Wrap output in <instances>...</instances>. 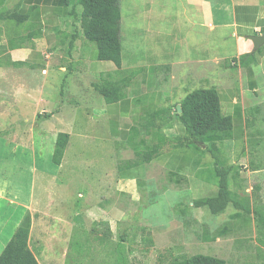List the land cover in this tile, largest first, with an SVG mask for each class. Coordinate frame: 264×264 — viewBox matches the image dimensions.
Wrapping results in <instances>:
<instances>
[{"label": "crops", "instance_id": "1", "mask_svg": "<svg viewBox=\"0 0 264 264\" xmlns=\"http://www.w3.org/2000/svg\"><path fill=\"white\" fill-rule=\"evenodd\" d=\"M65 1L0 0V69L8 71L10 86L13 82L11 89L0 92L1 106H4V101L9 104L4 112L0 107L3 113L0 115L5 114L6 117L4 123H0V139L13 146V152L22 147L25 152L26 147L31 145L35 155L33 134L28 139H23L16 132L29 123L26 113L23 112L29 98H35L40 104H51L44 97V78L52 72L51 68L58 67L73 76L83 74V81L92 89L84 90L80 94L82 102L73 99L66 102L60 100L56 108L36 109L33 112L30 131L40 127L36 138L41 148H45V145L51 147L48 149L51 154L60 132L54 126L46 125L45 121H55L56 124L64 126V131L61 132L69 135L68 147L73 138L72 127L79 121L75 116L82 110L83 120L90 123V129L87 135L81 134L79 138L92 139L102 128L107 131L105 136L108 135L107 140L114 148L113 153L117 160H121L118 161L116 172L126 169L123 172L128 174L126 185L130 188L138 186V177L154 178L156 172H160L165 181L173 173L180 180L191 177L215 188L213 160L203 151L204 145H196L201 150L165 146L149 163L129 165L135 158L134 151L151 145L154 138L183 135L184 127L174 115V110L177 111V106H180L189 93L199 89H212L220 100L222 113L229 116L233 123L230 139L220 145L225 156L223 159L228 166H233L234 172H239L246 179V170L242 174L236 163L244 157V146L247 150L244 154L250 158L262 154L260 142L257 143L252 138L264 137L262 125L252 124L251 118V121L248 120L250 116L264 114V44L255 48L251 40L252 37L264 34V0H174L180 3L175 16L183 26L167 30V37L163 42L160 38H150L148 32L149 45L153 44L149 49L154 56L144 64L139 61L123 63L121 55L120 69L111 62L98 60L96 45L83 35L80 24L82 6L76 4L75 16H72L69 15L71 4L78 0H69V5H65ZM171 3L172 0H165V7ZM119 5L122 45V0ZM150 6L151 3L149 8L145 4L142 12H148ZM131 15L132 18L139 19L141 14L139 9L132 6ZM167 16L168 12L165 10L164 18ZM142 31L135 27L128 43L136 44L140 40L144 42ZM153 33V37H156L157 33ZM72 35H75V40L68 55L67 47ZM106 79L117 83L120 89L122 96L116 102L106 103L93 88V84ZM38 87L40 90L36 96L28 95ZM63 97L65 95L61 98ZM160 108H166L170 112H166L165 117L155 121L153 125L143 126L144 118ZM168 115H171V120ZM226 143L231 151L224 150ZM231 159L233 162H230ZM247 162L250 164L251 173L264 171L261 160L258 164L253 163L252 159ZM61 165L62 162L57 167L60 168ZM31 167L28 196L19 201L17 196L20 190L13 188L14 199L1 195L0 199L8 201L23 213L16 219L15 215L6 219H11L14 224L11 236L25 216L29 215L31 218L35 214L31 218L29 234V246L32 249L31 238L36 218L41 221L38 226L42 228L47 227L53 220L59 223L64 219L61 220L63 215L56 212L53 217L50 215L52 200L49 196L42 204L33 194L37 180H47V183L50 180L55 181L57 170L50 172L37 170L34 165ZM188 173L190 174L187 175ZM259 189L256 186L255 192L250 196L261 198L258 195ZM50 232L37 230L39 238ZM11 236L5 240L0 236V254ZM37 243L41 246L40 241ZM32 251L38 260L40 247ZM260 253L264 254V248L261 247Z\"/></svg>", "mask_w": 264, "mask_h": 264}, {"label": "rangeland", "instance_id": "2", "mask_svg": "<svg viewBox=\"0 0 264 264\" xmlns=\"http://www.w3.org/2000/svg\"><path fill=\"white\" fill-rule=\"evenodd\" d=\"M150 3V10L143 13L141 10L143 6L148 4L149 8ZM179 5L180 3L174 0L170 6L166 4V7L165 0H122L123 63L139 61L145 64L154 56L149 49L153 46L149 45V36L160 38L163 42L167 37V30L183 26L175 16ZM132 6L139 9L141 14L139 19L132 18ZM165 10L168 12L166 18ZM135 27L143 30L144 42L139 38L140 42L136 44L128 43V38L132 36ZM154 31L157 33L156 37H153ZM191 57L189 54V58ZM51 71L44 78V97L52 105L46 102L40 104L35 98H29L25 109L23 108L29 123L27 126H21V131L16 132L20 133L23 139H28L33 134L35 155L31 145L26 147L25 152L23 147L13 152V146L0 139L2 197L14 199L13 188L20 190L17 196L19 201L28 196L32 165L37 170L50 172L57 170L55 181L50 180V183H47V180L38 179L33 188L34 192L32 191L34 198H38L42 204L49 196L52 200L50 215L53 217L57 213L63 215L61 220L64 219L59 223L53 220L45 228L38 226L41 222L38 218L34 220L31 246L33 250L40 247L37 256L39 264H171L174 259L196 254L217 257L223 259L226 264H263L264 254L257 251L255 227L251 219L249 224L230 220L229 215L233 213L230 208L215 217L205 209L191 207V201L213 196L216 187L191 177L185 181L181 180L180 186H175L166 182L165 178L160 176V172H156L154 178L138 177L136 180L138 186L131 188L127 186L128 174L123 172L126 169L116 172L121 160H117L113 153L114 148L107 140L108 135L105 136L107 131L102 128L95 138L86 140L79 138L81 134L87 135L90 129V123L83 120L82 110L75 116L79 121L72 127L73 138L64 153L62 165L60 168L55 166L52 163V154L48 150L51 147L45 145V148H41L36 138L40 127L30 131L33 112L36 109L56 108L60 100L66 102L73 99L82 102L80 94L92 88L83 81V74L73 76L72 73L61 71L58 67L51 68ZM7 75V70L0 69V92L8 91L13 85L11 82L10 86ZM39 88H35L28 95L36 96ZM64 95V99L61 98ZM6 106L9 107V104L4 101L3 107L0 104L1 110L6 109ZM4 115H0V123H4L6 119ZM248 120L252 124H261L264 135V114L250 116ZM45 123L54 126L59 132L64 131V126L56 124L55 121ZM252 139L260 142L262 154L250 158L244 154L247 152L244 146V157L239 159L236 165L241 173L246 170V179L238 185L231 183L230 188L240 194L251 195L258 186L260 188L258 195L264 200V171L251 173L250 164L247 162L252 159L253 163L258 164L261 160L264 166V137L253 136ZM230 149L226 143L224 150ZM223 157L225 156L222 152L221 158ZM232 160L230 162H233ZM184 207L186 211L182 214L180 211ZM22 214L21 209H15L14 205L0 199L2 240L11 236L14 225L11 219H6L10 215H15L16 219ZM34 215L33 213L32 219ZM227 222L230 232L226 236L215 241L203 239L204 236L214 235ZM6 223H9L8 226L3 225ZM37 230L51 232L39 238Z\"/></svg>", "mask_w": 264, "mask_h": 264}, {"label": "trees", "instance_id": "3", "mask_svg": "<svg viewBox=\"0 0 264 264\" xmlns=\"http://www.w3.org/2000/svg\"><path fill=\"white\" fill-rule=\"evenodd\" d=\"M119 2L120 0H78L71 4L69 12V15L75 16L76 4L82 6L80 24L83 35L96 45L98 60L111 62L117 69L121 68L122 55ZM69 4L70 1L66 0L65 5ZM74 40L75 35H72L67 47L68 55ZM93 88L106 103L116 102L122 96L117 83L107 79L93 84ZM180 107L181 113L178 114L174 110V115L183 125L184 134L173 138H154L151 145L134 151L135 158L129 165L138 166L149 163L160 154L165 146L174 149L201 150L196 145H204L203 151L213 160L217 192L214 196L191 201V207L205 209L215 217L230 208L233 211L229 215L230 220L241 221L243 224H249L252 219L255 227V241L258 244L257 251L261 252V247L264 248V202L259 196L240 194L230 188L231 183L238 185L244 178L239 172H234L233 166H228L225 159L221 158L220 145L230 139L232 119L222 113L220 100L216 91L212 89H199L189 93L181 101ZM166 112L170 111L166 108L155 110L144 118L142 125H153L155 121L164 118ZM168 118L171 120V115H168ZM68 141V134L58 133L52 152V163L55 166H60ZM166 182L175 186L182 184V181L173 173L167 176ZM185 211L186 207L180 212L184 214ZM30 227L31 218L27 215L1 252L0 264H39L29 246ZM229 232V222H227L214 235L204 236L203 239L215 241ZM171 264H226V262L217 257L196 254L174 259Z\"/></svg>", "mask_w": 264, "mask_h": 264}, {"label": "water", "instance_id": "4", "mask_svg": "<svg viewBox=\"0 0 264 264\" xmlns=\"http://www.w3.org/2000/svg\"><path fill=\"white\" fill-rule=\"evenodd\" d=\"M251 40L253 41L255 48H258L259 46L264 44V34L257 37H252ZM177 111L180 114L181 113V107L177 106Z\"/></svg>", "mask_w": 264, "mask_h": 264}]
</instances>
